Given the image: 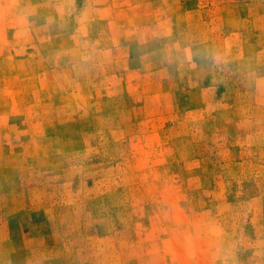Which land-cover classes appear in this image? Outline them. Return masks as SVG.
Here are the masks:
<instances>
[{
  "label": "rangeland",
  "instance_id": "obj_1",
  "mask_svg": "<svg viewBox=\"0 0 264 264\" xmlns=\"http://www.w3.org/2000/svg\"><path fill=\"white\" fill-rule=\"evenodd\" d=\"M0 264H264V0H0Z\"/></svg>",
  "mask_w": 264,
  "mask_h": 264
}]
</instances>
